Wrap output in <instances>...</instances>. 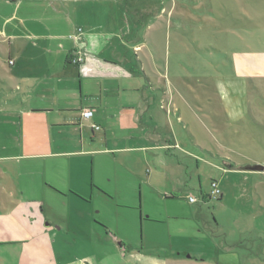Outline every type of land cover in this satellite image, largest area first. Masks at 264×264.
<instances>
[{
    "label": "crops",
    "instance_id": "crops-1",
    "mask_svg": "<svg viewBox=\"0 0 264 264\" xmlns=\"http://www.w3.org/2000/svg\"><path fill=\"white\" fill-rule=\"evenodd\" d=\"M233 45L215 96L188 97L186 55L198 59ZM74 58L82 62L71 63ZM71 69L98 89L96 103L79 99L67 108L73 95ZM57 75L64 86L50 82ZM263 93L264 0H0V264H264V245L248 243L217 244L220 258L203 248L176 252L172 243H147L137 251L131 244L95 243L86 209L80 215L86 229L68 218L55 231L44 201L48 193L60 196L53 187L86 206L84 178L65 183L53 175L58 170L53 162L103 152L61 150L60 145L69 148L67 143L81 146L62 136L66 128L79 127L77 115L90 122L92 144L107 141L113 127L122 128L115 148L104 151L120 154L122 172L127 171L125 157H132L133 172L118 187L127 197L139 180L150 185L153 180L141 169L158 163L163 152L173 153L171 167H180L174 157L183 153L181 129L192 135L205 132L227 151L248 144L259 149L263 158L246 168L222 159L227 171L261 181ZM83 109L92 111L89 120L81 119ZM119 142L125 145L118 147ZM37 162L44 173L41 186ZM255 165L262 170H250ZM108 176L115 180L116 175ZM222 190L220 203L226 195ZM38 192L44 199L37 202Z\"/></svg>",
    "mask_w": 264,
    "mask_h": 264
},
{
    "label": "rangeland",
    "instance_id": "rangeland-1",
    "mask_svg": "<svg viewBox=\"0 0 264 264\" xmlns=\"http://www.w3.org/2000/svg\"><path fill=\"white\" fill-rule=\"evenodd\" d=\"M232 50H236L235 45L217 53L210 50L198 59L187 54L185 57V94L188 97L195 96L200 99H203V96L205 99L214 97L216 80L221 75V70L228 65ZM72 60L71 63H73ZM198 60H203L204 65L198 62L197 64L195 61ZM71 70L74 71L71 80L73 95L68 97L67 108H74L79 99L89 104L96 103L93 99L101 96L97 93L98 89L92 85L90 80L89 85L86 84V77L83 75L78 77L76 71ZM60 81L63 83L60 84ZM50 82L59 87L66 84L59 75ZM262 97L264 98V93ZM260 101L261 106L264 107L261 99ZM197 107L202 109V113L205 112L204 106L197 104ZM201 112L198 114H202ZM78 117L77 115L76 124H79V127H76V131L66 128L62 136L70 142L73 139L79 140L81 146L67 143L69 148L60 145L61 150L102 149L103 152H98L97 155L83 152L80 155L53 162L58 166V170L53 174L55 178L59 174L65 183L68 180L84 178L88 182L87 185L89 184L88 193L84 195L86 198L83 200L86 206L81 205L82 201L74 202L76 199L71 200L68 194L53 187L51 188L60 193V196L48 193L44 199L40 192L37 193V202L43 198L48 206V214L55 221L53 226L55 231L60 226H65L68 218L74 222L77 220L79 226L86 229L85 219L82 220L80 216L85 215L81 209H86L89 215L84 217L90 222L89 226L95 232L89 234L95 243H117L119 246L120 244H126V246L131 244L134 250L145 248L147 243H172L176 252L194 248L202 250L203 248L207 255L215 254L219 258L222 253V246L218 248L217 245L219 243H248L251 247L264 245V179L258 181L253 177L246 178L245 175L227 171L228 166L222 159L235 161L246 168L263 158L259 149L254 150L248 144L233 146L230 151H227L215 141L213 142L214 138L205 132L192 135L186 130H178L177 136L183 153L176 154L174 158L177 159L180 167H171L169 163L172 162L170 158L174 156L173 153L171 155V153L163 152L162 159H159L160 163L159 161L156 163L155 160L154 164L141 169L142 175H148L153 180L150 185L141 183L139 180L133 193L127 197L126 194L119 193L121 189L119 191L118 187L121 188L122 182L127 181L128 178L125 175L128 176V172H133L130 169L132 157H129L130 155L125 157L124 163L127 165L125 167L127 171L122 172L117 168L121 159L120 154L104 151L115 148V143L118 142L117 140L120 141L122 136L120 133L122 128L113 127L112 133L105 137L107 141L104 140L102 143L95 141L92 144L90 122L81 121ZM242 138L247 139L244 136ZM217 140H222L219 135ZM119 143L118 147L125 145L122 142ZM256 145L253 144L254 147ZM38 166H41L40 162H37V186L39 184L41 186L40 182L44 178V173ZM59 167L62 168V172H59ZM108 174L116 175L115 180L107 179ZM211 180L221 184L219 187L221 192L222 188L225 190L226 195L222 203L218 199L208 198ZM189 196H193L197 202L189 203ZM77 203H81L78 204V212ZM62 239L66 240L64 236ZM78 239L86 240L82 237ZM86 242L89 245L88 241Z\"/></svg>",
    "mask_w": 264,
    "mask_h": 264
},
{
    "label": "built area",
    "instance_id": "built-area-1",
    "mask_svg": "<svg viewBox=\"0 0 264 264\" xmlns=\"http://www.w3.org/2000/svg\"><path fill=\"white\" fill-rule=\"evenodd\" d=\"M73 64H79L81 62V59H73ZM9 64H12V62L10 61ZM81 119L83 120H89L92 117V111L89 109H83L80 113ZM91 129L97 131L99 130V127L92 125ZM221 196V191L219 188V185L216 181L211 180L210 184H209V194H208V198L210 199H219ZM196 201V199L193 196H189L188 197V202L189 203H194Z\"/></svg>",
    "mask_w": 264,
    "mask_h": 264
},
{
    "label": "water",
    "instance_id": "water-1",
    "mask_svg": "<svg viewBox=\"0 0 264 264\" xmlns=\"http://www.w3.org/2000/svg\"><path fill=\"white\" fill-rule=\"evenodd\" d=\"M250 170L254 171V170H262V168L260 166H253L250 167Z\"/></svg>",
    "mask_w": 264,
    "mask_h": 264
}]
</instances>
